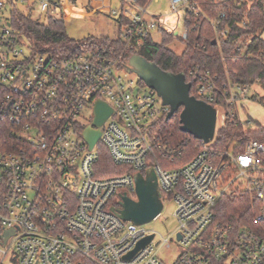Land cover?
Instances as JSON below:
<instances>
[{
    "label": "built area",
    "instance_id": "1",
    "mask_svg": "<svg viewBox=\"0 0 264 264\" xmlns=\"http://www.w3.org/2000/svg\"><path fill=\"white\" fill-rule=\"evenodd\" d=\"M118 1L112 16L131 23L128 42L160 30L175 35L180 14L186 40V15L197 10L193 0H169L170 13L155 17L148 8L157 0ZM14 9L31 16L37 10L45 20L67 15L61 0H0V264H264V143L249 141L241 152L238 142L214 146L227 125L253 130L242 120L241 103L254 86L192 73L194 97L217 111L216 132L189 163L170 168L164 164L173 165L174 151L160 132L171 109L158 93L121 76L117 61L101 50L65 58L34 54L12 26ZM240 44L247 48L251 39ZM98 102L112 113L90 150L84 133L94 128ZM101 145L122 174L97 176ZM150 168L163 205H176L178 228L167 237L113 211L124 195L137 201L135 176ZM243 194L259 202L254 226L217 221L219 202Z\"/></svg>",
    "mask_w": 264,
    "mask_h": 264
},
{
    "label": "trees",
    "instance_id": "2",
    "mask_svg": "<svg viewBox=\"0 0 264 264\" xmlns=\"http://www.w3.org/2000/svg\"><path fill=\"white\" fill-rule=\"evenodd\" d=\"M196 11L187 13L185 28L188 36L186 48L177 54L169 48L175 36L160 30L162 42H155L153 34L143 40L124 39V31L131 27L125 18L116 19V37H90L83 40L71 39L66 31L65 19L50 18L46 23L33 19L26 12L12 11V26L26 40L36 55H50L65 58L84 52L101 50L117 61L120 71H128L130 59L139 56L170 74H183L191 84V95L195 96L193 74L196 70L218 76L223 82L231 79L240 85H259L264 89V0H193ZM147 5L148 0H139ZM223 16V17H222ZM213 23L219 26L215 30ZM226 32V36L222 34ZM220 35V43L217 42ZM251 39L246 48L240 41ZM129 72V71H128ZM141 83H143L140 80ZM178 113L164 122L160 136L172 154L173 165L178 168L189 163L201 149V141L181 131ZM264 143V127L245 130L240 125H227L218 132L215 148L225 150L232 142H238L236 152L243 151L249 141ZM99 160L96 166L100 178L122 174L124 169L111 160L108 150L99 146ZM159 155V152H157ZM163 159V158H162ZM259 210V202L249 194L222 199L216 208V219L235 229L253 227V219Z\"/></svg>",
    "mask_w": 264,
    "mask_h": 264
},
{
    "label": "water",
    "instance_id": "3",
    "mask_svg": "<svg viewBox=\"0 0 264 264\" xmlns=\"http://www.w3.org/2000/svg\"><path fill=\"white\" fill-rule=\"evenodd\" d=\"M127 70L130 73H135L143 83L155 90L162 98L163 104L170 107L168 120L180 113V129L183 133L191 135L204 144H208L213 140L217 125V111L211 105L191 95L192 86L186 82L183 74L166 73L160 67L139 56H133L130 59ZM111 113L112 109L107 104L103 102L96 104L94 128H88L84 133V138L89 144L90 150L94 148L100 139L101 133L98 128L108 119ZM135 184L137 201L124 195L121 209L113 211L126 222L145 225L161 214L164 207L154 169L150 168L145 174H137ZM152 239L151 236L142 240L128 258H131L137 251L149 244Z\"/></svg>",
    "mask_w": 264,
    "mask_h": 264
},
{
    "label": "rangeland",
    "instance_id": "4",
    "mask_svg": "<svg viewBox=\"0 0 264 264\" xmlns=\"http://www.w3.org/2000/svg\"><path fill=\"white\" fill-rule=\"evenodd\" d=\"M65 5V25L68 36L74 40H83L90 37L110 36L116 37L117 24L116 19L112 16L113 10L120 9L118 0H61ZM73 1V2H72ZM170 10L169 0H157L153 2L149 8V13L166 14ZM33 19H41L46 23L44 17L39 11L32 13ZM175 31L179 32L180 37H175L174 41L169 45V48L177 54H182L186 48L185 43L181 39L184 16L175 20ZM264 39V31L261 33ZM153 39L155 42L161 43L162 37L153 32ZM26 49V48H25ZM119 74L125 79H138L135 73H130L126 70L120 71ZM245 109H241V117L244 121H250V129H255L257 126L264 127V89L259 85L253 87L250 92L248 100L241 103ZM91 113L88 112V117ZM219 128V126H218ZM176 205L174 201L168 200L164 203V208L161 217L145 224V228L153 230L165 237L175 232L178 228V222L174 217ZM6 264H14L7 261Z\"/></svg>",
    "mask_w": 264,
    "mask_h": 264
},
{
    "label": "crops",
    "instance_id": "5",
    "mask_svg": "<svg viewBox=\"0 0 264 264\" xmlns=\"http://www.w3.org/2000/svg\"><path fill=\"white\" fill-rule=\"evenodd\" d=\"M170 13V10L166 13V14H159V13H151L153 16H155V17H163V16H167L168 14ZM182 15L180 14L179 16L177 15V20H178V18L179 17H181ZM176 34H177V31H176V33H175V36H176ZM242 110H245L244 108H242Z\"/></svg>",
    "mask_w": 264,
    "mask_h": 264
}]
</instances>
